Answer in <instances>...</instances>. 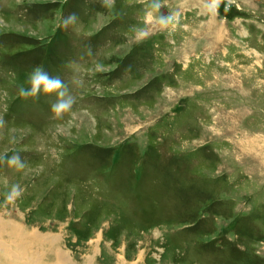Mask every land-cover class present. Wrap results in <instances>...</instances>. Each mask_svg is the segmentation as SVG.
I'll return each instance as SVG.
<instances>
[{
    "label": "rangeland",
    "instance_id": "374dc122",
    "mask_svg": "<svg viewBox=\"0 0 264 264\" xmlns=\"http://www.w3.org/2000/svg\"><path fill=\"white\" fill-rule=\"evenodd\" d=\"M154 2L0 0V264H264V0Z\"/></svg>",
    "mask_w": 264,
    "mask_h": 264
},
{
    "label": "clouds",
    "instance_id": "9594fccd",
    "mask_svg": "<svg viewBox=\"0 0 264 264\" xmlns=\"http://www.w3.org/2000/svg\"><path fill=\"white\" fill-rule=\"evenodd\" d=\"M220 0H210L208 5L209 11H215L216 7L219 5ZM161 4L156 0L151 6L152 10L158 11ZM151 15V12L148 13ZM174 19H178L177 16H161L159 18V23L167 27ZM76 20V16L73 14L64 20V25L67 26L69 23ZM147 35V32L143 29L137 32V39H141ZM97 70H100V66L97 65ZM26 85H20L18 90V96L22 99L36 98L41 93L51 96L56 94L57 100L50 104L51 112L56 118H61L64 114L71 113L76 100L74 97L69 96L65 99L67 92V86L64 81L57 75L53 76L42 66H36L32 71L28 73ZM4 124L3 118H0V126ZM6 160L10 167H17L18 169H23L25 164L21 161L20 156L13 155L11 157H0V162ZM23 193V189L20 184H13L6 194L5 203H12L15 199L19 198Z\"/></svg>",
    "mask_w": 264,
    "mask_h": 264
},
{
    "label": "bare ground",
    "instance_id": "6f19581e",
    "mask_svg": "<svg viewBox=\"0 0 264 264\" xmlns=\"http://www.w3.org/2000/svg\"><path fill=\"white\" fill-rule=\"evenodd\" d=\"M0 229H1L0 231H3V230H4V232H6V231H5V228L3 229V227H2V228H0ZM38 236H39V235H38ZM9 238H10V237H9ZM20 238H21V237H20ZM3 240H4V239H2L1 241L3 242ZM6 240H7V239H6ZM14 240H15V239H14ZM38 240H39V239H38ZM40 240H41V239H40ZM7 241H9V240H7ZM37 242H38V241H37ZM37 242H36V243H37ZM52 243H53V242H52ZM37 244H38V243H37ZM55 255H56V254H55ZM57 256H58L59 258H60V257H63V258L65 257V255H64L63 253H61L60 250L57 251ZM29 260H30V259H29ZM34 260H36V259H34ZM30 261H31V260H30ZM61 261H62V260H61Z\"/></svg>",
    "mask_w": 264,
    "mask_h": 264
}]
</instances>
